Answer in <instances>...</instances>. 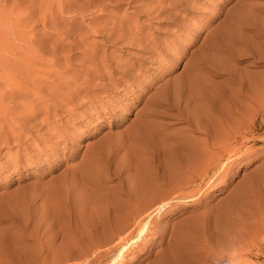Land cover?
<instances>
[{
    "label": "rangeland",
    "instance_id": "obj_1",
    "mask_svg": "<svg viewBox=\"0 0 264 264\" xmlns=\"http://www.w3.org/2000/svg\"><path fill=\"white\" fill-rule=\"evenodd\" d=\"M42 1L50 6V0H0V244L20 251V261L7 264H44L48 249L45 264H151L176 241V250L182 251L173 255L179 252L180 264H264V0H60V13L56 3L53 10L61 18L58 23L50 14L44 23L38 9ZM235 18L250 19L243 25L250 23L244 27L248 29ZM223 30L242 32L262 44L251 51L234 46L239 62L229 61L210 48L216 42L229 44ZM198 60L202 63L196 70ZM208 63L222 76L207 74ZM232 65L244 69L238 72L250 84L244 92L256 102L242 105L240 122L218 116L223 123L218 120L217 125L223 126L213 129L216 143L206 147L204 135L185 130V117L194 116L192 107L184 106L180 94L170 103L158 91L193 85L201 76L222 83ZM233 86L239 85L228 87L231 95ZM158 97L175 110L156 105ZM152 112L160 117L146 124ZM201 119L196 122L205 121ZM141 133L154 138L162 151L159 158L150 152L131 154L134 146L145 148L132 139ZM186 136L204 149L193 173L175 161L186 152L174 149L177 139ZM100 149L109 157L99 163L101 175L110 178L95 181L101 184L100 195L74 204L92 227L99 224L97 231L83 227L82 241L75 242L70 239L86 219L73 225L58 220L45 234L44 241L54 240L49 248H38L30 237L12 243V235L23 234L18 223L25 222L29 200L35 201L36 216L52 212L46 209L53 189L65 185L71 171ZM186 174L176 187L175 176ZM244 181L255 188L238 199L236 191ZM132 182L154 189L150 208L169 205L163 209L161 204L118 245V238L132 227L121 234L111 232L114 239L103 245L93 243L106 232L107 208L125 206L127 196L119 192ZM117 216L121 219L122 214Z\"/></svg>",
    "mask_w": 264,
    "mask_h": 264
},
{
    "label": "bare ground",
    "instance_id": "obj_2",
    "mask_svg": "<svg viewBox=\"0 0 264 264\" xmlns=\"http://www.w3.org/2000/svg\"><path fill=\"white\" fill-rule=\"evenodd\" d=\"M49 3H50V6H45L44 3H43V1L40 2L39 6H38V9L40 11V16H43L44 23H46V22H49L47 20V15L50 14L52 16L54 22L55 23H58L61 18L53 10H54V8L56 6H58V12H59L60 11L59 10L60 9L59 4L61 2H60V0H50ZM54 4H55V7H54ZM38 9L37 8L36 9H33L31 11V14L34 15V12L37 11ZM249 20L250 19H247V20H245V22L247 23V21H249ZM254 20H255V18H254ZM23 21H24V19L21 18L20 19V22L22 23ZM233 21H238V23H240V25H241V27L243 29H248V28H244V27H247L250 24L249 23L248 25L243 26L245 22L244 21L242 22V21H240V20H238L236 18ZM221 34H226V37L228 39V43L229 44L224 43L225 45L224 46H221L219 43L216 42V44H211L210 48L212 50L217 51L218 53H222V54L226 55L228 58H230L229 61H233V62H239V61H237L238 52L235 51L234 46H241V47L245 48V50L246 49H250V51H251V49L253 50V49L259 47V45L262 44V43L259 44L260 42L257 43L252 38H250L249 36H247L246 34H244L242 32H240V33L238 32V34H231L230 32H227V30H223L221 32ZM260 34H261V32L259 33V35ZM259 35H257L256 37H259L260 38ZM237 36H238V38H237ZM38 39H39V37H38ZM40 41H41V39H40ZM33 43L34 42H32V44ZM36 45H38V42H37ZM34 47H36V46H34ZM38 47H40V46L38 45ZM38 47H37V49H39ZM41 48L43 49L42 46L40 47V49ZM243 51H244V49H243ZM212 58H214V57H212ZM212 58H211V60H212ZM215 58H214V60H216ZM211 60H210V62H213V60L212 61ZM200 63H202V62H199V60L194 63V68H196V70H199L201 68V66L199 65ZM211 64L213 65V63H211ZM212 65H210L208 63L207 66L205 67L204 70L208 72L207 74L213 75V76H222V74L218 70L216 71V70H214V69L211 68ZM230 68H232V70ZM230 68H229L230 69V72H229L228 76L223 79L222 83H218L219 85L218 84H215L213 82L211 83L210 81H212V80L206 79L207 77L205 78V77H202L201 76V77L197 78L198 80H196L194 78L195 83L193 85L191 84L192 86L189 84V86H186V87H184V86H179V87H175V88H173V87L172 88L171 87H164V88H162L161 90L158 91L159 97L161 98V96H165L167 100L169 99V102L170 103H174L173 100L174 101L177 100V97L176 96L178 94H180V98L182 99V100L181 99L180 100L183 101V99H184V101H185L184 106L188 105L190 108L192 107V114H194V116H197L196 118H198V120L201 117L202 119H204L207 122L210 121V123L208 125L206 124L207 127H204L203 125L205 123L203 124V122H205V121H201L202 122V123L200 122L202 124L201 125L200 123L196 122L198 120L193 115L189 114V116L190 115L193 116L196 120H192L189 116L185 117V119H187L185 121H187V123H188V127H186V129H185L186 132L187 131H189L191 133L192 132H194V133L199 132V134L204 135V137H205L204 140H206V142H207L206 143V147H210L211 148V146L212 145H215V143H216L215 142V138H214L215 136L213 135V129L216 128V127H219L220 125L223 126L222 125L223 122L221 120H219V119H218L219 122L221 121L222 123H220L219 126L217 125L218 124L217 123V121H218L217 120V117L218 116H220L222 118V116L225 115V117L228 116L227 119L229 117H230V119L231 118H235L236 119V117H237L238 122H240L241 119L243 118V112H244L243 109H241L242 105H244V104L246 105L248 102H252L253 101V100H250L249 99V96L246 95L245 92H244L245 85H250L249 84V81L248 82L246 81V78H245L244 74L243 75L240 74V73H242V70H244V69L243 68L235 67L234 65L230 66ZM239 71H241L239 73L240 75L238 74ZM255 77H253V78L254 79H257ZM189 79H188V81H189ZM254 79L252 80L253 82H255ZM208 80H210V81H208ZM258 81L259 80L256 81L257 84L254 83L252 85H258L259 84ZM228 85H230V86H228ZM231 85H239L237 87H234L233 86L234 87V91L232 92L233 93L232 95L228 91L230 89V88L228 89V87H231ZM159 97H158V100H155L153 102H155V104L156 105H159V106H166L163 102H161L162 101L161 99H160L161 101H159ZM253 102H256V101H253ZM219 104H221V105L223 104V106H221V107L224 108V109L221 110V108L218 107V106H220ZM190 105H192V106H190ZM184 106H181V108H183ZM166 107L168 109H170V110H175V108H173L171 105H167ZM190 108H189V110H191ZM187 111H188V109H187ZM189 112L190 111H188L187 114ZM147 117L149 118V120L146 119V124H148L147 122H149L150 124H152V122H153V119L152 118L160 117V115L157 112H152V113L148 114ZM227 119H225V121ZM211 122H212L213 125H210ZM224 123L226 124V122H224ZM227 125H228V123H227ZM211 126H213V127H211ZM224 126H226V125H224ZM142 133L140 135L134 136L132 139H134V141L138 142L140 145L144 146L145 148L142 149L140 147L137 148L135 146L132 147V148L130 147L131 148V152H133L131 154H136V155L137 154H142V153L147 154V153L150 152V154L152 155V157L159 158V156L162 154V151L160 150V147L158 146V144H156V142L154 141V138H152L148 134H142ZM192 138H193L192 136H189V137L186 136V138H184L185 140L184 139H181V138H180V140L177 139L178 140L177 141V147L174 148L176 150H179V152H180V150L186 151L183 154L184 157H181L180 158V156L179 157L177 156L175 158L176 166H177V164L178 165L179 164L180 165H183L184 167H186L184 169L186 172H189V171L192 172V168L194 166L198 165L200 163V161L202 160L201 157H200L201 155L199 153H201L202 151L204 152V149L203 150L201 148L198 149L199 147L197 148L195 146L194 142H191V141L188 142L187 141V140H192ZM182 140H184V141H182ZM186 141H187V143H186ZM147 146L150 148L149 151L147 150ZM206 147H205V151H206ZM100 150L101 151H96L95 153H93V158L89 159L86 162V164L80 166V168H78L76 170H73V172L71 171L70 179H68V181H66L65 185H63L61 188L53 189L54 190V192H53L54 193V198L50 200V201H52V204H51L52 207L49 206V208L46 209L47 210L46 212H48L49 209H51L52 212L47 213L44 217H42V216H36L34 214V212L32 211V208L35 205V201L34 200H29V203H27V209H26L27 214H26V216L24 218L25 219V222L23 220L22 221L23 223L22 222L21 223H18L19 224V227L18 228L23 230V234L22 235H18V236L17 235H12L11 242L14 241L15 243H18V242L24 243L27 239H29L28 237H30L32 240L35 241L33 244L35 246H38V248L39 247L49 248L48 246H50L54 240H51V243H50V241H44V240H46L45 239V234H46L47 231L49 232V230H51L52 228L56 227L58 225V223H59L60 220L63 221V222H65V223H67V224H69V225H73L75 223V221L77 223L78 220H81L82 221V220H85L86 219L84 221L85 225H83V224L81 225L80 224L79 226L81 228L79 230H78V228H77V230L75 229L76 232L73 234V237L70 239V240H74L75 242L76 241L77 242H79V241L81 242L82 241V238L83 237L81 236L82 234L79 231L82 230L83 227H87V226L90 227L91 226L92 229H89L91 231L92 230H96L97 228L100 227L98 223H97L98 226H96V222H94L93 227H92V225L90 223V220L88 221V218H87L88 216L86 214H84V212H82V211H81V213H83L86 216H84L83 214L78 213V210L79 209L77 208V205H74L78 201H82V199L87 202L86 199H90V198H87V197H91L92 196V199H93L94 196H96L97 194L100 195V193L98 192V190H99V188H101V184L99 183L100 187H98L99 185L98 184L96 185L95 181L96 180H99L100 181V179L102 177L105 178V179L107 177H105L106 176V173H105L104 176L101 175L102 174V171H100V167H99L100 165H99V163L100 162L103 163L102 161L107 160V158L109 159L108 153L102 151V149H100ZM165 153L168 156H171V157L173 155H175L174 154V151H171L170 152V151L167 150V151H165ZM154 158H153V160H154ZM113 173H116V172H113ZM107 176H109V175H107ZM186 177H187V174L186 175H181V176L176 175L175 176V179H174V180H177L176 187H178L179 186V182L181 180H183L184 178H186ZM109 178L110 177H108L107 179H109ZM188 178H189V176H188ZM249 181H251V180L249 179ZM245 183L246 182L244 181V185L241 184V187H239L237 189V191H236V197L238 199L244 198L245 195L248 194L250 191L251 192H252V190L254 191V188L255 187L253 185L252 186L251 185L249 186V183H248V187H246L245 185H247V184H245ZM161 184H164V182H162ZM88 186H90V187H88ZM63 187H65V190L64 191H62ZM256 188H259V187H256ZM123 190H121V192H119V193L127 196V200L126 201L124 200L125 201L124 202V205L125 206H121V204H118V206H116V205H110L107 208V212L106 213L108 214V216H109L108 218L109 219L107 220L106 223H104V225H105L104 229H106V232L104 231V234L102 233V236L101 237H96V238L94 237L93 238V243H99L100 245L101 244L103 245V243L105 241L109 240L110 238H113L114 239V234H121L124 231H126L129 227L130 228L132 227L128 233H126L124 236L122 235V236H120L118 238V240H117V245H118L119 242L122 239H124L128 234L132 233V231L135 228H138V230H139L140 229V226L145 222V220L156 209H158L161 206V204H164L163 205V209H165L169 205V201L168 202H163V203L161 202L157 206H154L153 208H150L151 205H152L151 202H154V201H153V199L150 200L149 197H152L153 198V195H152L153 192L152 191L154 189L150 187V189L147 190V188H146L145 185H137V184H134L132 182V184L129 186L128 189H123ZM256 190H258V189H256ZM259 190H260V188H259ZM176 191H174V192H176ZM179 191H180V189H179ZM65 192H67V194ZM92 193H93V195H92ZM107 196H110V195H107ZM107 198H109V197H107ZM104 200H105V198H104ZM82 202H84V201H82ZM77 204H79V203H77ZM108 204H111V203H108ZM234 205H236V204H234ZM81 206L83 207V205H81ZM76 209H78V210L76 211ZM237 209H238V207H237ZM233 210H234V207H233ZM233 212H235V211H233ZM117 213L122 214L121 219H119V216H117L118 218L115 217V215ZM117 219H119V220H117ZM132 220L135 221V222L133 223ZM60 223H62V222H60ZM217 223H219V222H217ZM229 223H230V221H229ZM29 225H32L33 226V229H29ZM61 225L62 224H59V227ZM218 226H220V225H218ZM84 230H85V228H84ZM99 231L102 232V227H101V230H99ZM111 232H113L114 234L113 233L111 234ZM91 233H89V234H91ZM109 234H110L111 237L109 236ZM100 235H101V233H100ZM186 236H183V239L184 238L186 239ZM128 237H129V235H128ZM179 239H178V241H183L182 240V237H179ZM2 240L3 239H1V242H2ZM89 241H91V239H89ZM108 242H107V244H108ZM176 242H174V243L170 242V243H172V245L170 244L171 247L169 248V250H167L166 252H162L159 256H156V258L154 259V261L151 264H180L179 257H181V256H178L177 257V255H178L179 252H177L176 255H173L175 253V250H176L177 246H178V243H176ZM11 246L12 245H10V243H7V242H2L0 244V260L2 261L3 264H5V263L7 264L8 261H16V260H19L20 261V251H19V249H18L19 252L17 253V252H15V249L13 251V250H11L9 248ZM129 247H130V244H129ZM97 249L98 250H96V251H98L99 253H101L100 248H97ZM179 250H180V248H179ZM179 250L177 249L176 251H179ZM12 251L15 252V253H17V255H14V253ZM180 251H182V250H180ZM46 252L47 253L44 254V255H46L45 256L46 258H44L43 261H42L44 264L49 262V259L47 260V257L50 255L49 254V249ZM59 252H61V250ZM95 254H96V252L94 253V255ZM70 255H72V254L70 253ZM179 255H181V254H179ZM62 256H64V255H62ZM55 258L56 257H54V259ZM56 259H55V261H56ZM60 259H62V257H60Z\"/></svg>",
    "mask_w": 264,
    "mask_h": 264
}]
</instances>
